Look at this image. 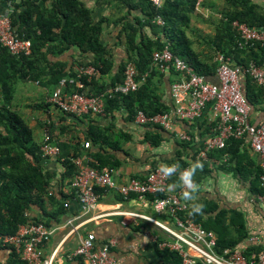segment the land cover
I'll return each instance as SVG.
<instances>
[{"label":"trees","instance_id":"1","mask_svg":"<svg viewBox=\"0 0 264 264\" xmlns=\"http://www.w3.org/2000/svg\"><path fill=\"white\" fill-rule=\"evenodd\" d=\"M107 1L108 4L113 3V7L118 11L127 9L124 15L114 21L116 25H122L120 34L124 35L126 40L127 55L118 64L112 57L110 46L105 45L101 39L104 24L109 22V18L103 17L95 21L92 9L83 0H0L8 6L12 5V25L18 36L32 42L29 54H14L0 42V248L10 247L3 243L2 238L15 234L22 224L44 222L52 226L48 220L34 219L28 215L34 205L45 209L46 202L54 204L56 206L54 212H46V215H51L55 219L66 209L65 203L61 202L56 194H49L53 189L51 186L53 177L44 166V160L47 158L42 150L45 134H49L50 141L61 148V155L57 159L64 168L63 180L68 179L71 182L78 173L79 167L75 160L84 156L83 153L90 148L85 147L86 142H90L91 146L92 141L101 147L98 151L89 153L91 157L89 164L92 167L114 171L123 163L114 153L102 150L105 145L115 151L123 148L121 140L114 138L105 129L91 124L86 136L79 137L78 141L72 137L71 141L65 142L60 136L55 135L56 126L47 121L43 124L45 127L43 140L37 141L35 129L28 119L18 112L21 105L17 104L16 100L19 92L22 95V86L38 83L46 88L56 89L61 78L77 77L76 67L68 70L64 62L55 60L57 56L74 48L92 53V61L79 60L76 64V66L89 64L98 69V74L92 76L90 80L87 77L82 78L86 86L84 90L91 95L102 93L122 83L127 64L134 62L138 70L137 80L141 83L139 89L128 94H114L106 100L105 107L107 113L126 110L127 120L130 121H136L140 111L151 116L169 111L174 106V102L171 105L163 99L156 84V80L163 82L166 75L178 76L173 66L161 72L154 63L155 53L164 48H169L174 55L183 58L198 73L209 79L217 72L216 56L219 53L232 57L234 64L242 65L245 69L252 63L256 65L264 63V43L240 47V34L232 25L238 20L252 27H264V4L257 0H224L223 7L218 9V14L215 15L217 19L207 17V20L214 23L213 30L207 34L195 26V19L200 17L199 9L204 2L202 0H163L161 7L154 5L151 0ZM134 10H139L141 16L131 18ZM159 16L163 18V24L155 21ZM107 76H110V79L104 82ZM20 83L23 84L18 86ZM242 86L243 93L251 105V112L264 111V87L259 85L249 72H245ZM68 90L83 91L76 85H69ZM39 99L38 102L25 106L31 110L42 109L44 112H48L51 106L56 107L45 98ZM59 111L62 115L79 117ZM261 121L255 124H260ZM199 123L201 137L206 134L208 136L198 147H192L195 143L198 144L199 138L195 134L194 137L191 136V141H180L184 149L189 147L194 150L193 160L201 162L202 170L209 172L207 159L216 156V153L220 160L228 156L224 166H232L235 163L231 169L241 178L251 179L252 190L255 194L263 195L264 187L260 181L261 166L245 170V166L239 164L242 159L243 161L245 158L250 159L247 149L243 151L245 147H242L244 144L242 139L247 136L229 139L225 148L212 150L208 153L207 159H203L199 157L203 142L213 134L217 122L206 117ZM142 125L152 130L146 133L145 140L152 146H160L164 141V132L168 131L159 125ZM65 130L67 131V127ZM129 137L127 135L128 139ZM66 149L69 152L66 153ZM173 162H178L182 166L188 165L187 161L181 159L180 154L177 160L170 163ZM202 178L201 175H196L193 179L198 184ZM170 185L174 186V189L180 186V180L176 175L171 176ZM96 189L99 193L104 190L100 187ZM62 195L66 197L64 193ZM149 198L153 199L150 195ZM193 203L204 205L202 213H192V208L187 213L206 229L216 232L218 236L216 250L219 253H224L225 249L237 248L248 237L246 220L242 212L219 209V206L211 201L205 203L198 200ZM185 215L179 214L181 217ZM163 242L166 241L159 239L157 248ZM263 252L264 246L250 245L246 247L244 255L249 260H257ZM161 255L166 264H183L179 253L169 247L162 248ZM14 256L16 264H29L17 254ZM195 264L204 263L197 260Z\"/></svg>","mask_w":264,"mask_h":264},{"label":"built area","instance_id":"2","mask_svg":"<svg viewBox=\"0 0 264 264\" xmlns=\"http://www.w3.org/2000/svg\"><path fill=\"white\" fill-rule=\"evenodd\" d=\"M154 5L161 7L163 0H151ZM13 7L9 4L5 12H0V42L14 54L31 53L32 42L30 39H22L13 29L11 14ZM155 21L163 24L162 17ZM233 28L240 34V47L252 46L256 43H264V27H252L238 20L233 22ZM218 68L216 77L218 82H213L205 75L198 73L183 58L174 55L169 48H164L155 53L154 63L158 65L161 72H165L169 66H173L178 78L172 82L171 94L174 106L169 111L148 116L143 111L137 115L136 122L140 124L159 125L166 131H175L176 121L192 122L201 118L209 108V118L215 120L216 126L204 142L199 157L207 159L212 150L223 149L231 138L240 139L244 136L250 137L252 150L260 156L262 173L261 185L264 187V119L260 124L250 121L251 105L243 93L242 80L245 72H249L264 87V63L262 65L251 64L248 69L242 65L234 64L232 57L219 53L216 56ZM77 77L66 76L60 79L54 90L50 101L62 112L82 116L86 114L104 115L106 100L114 94H128L137 91L140 82L137 80L138 70L134 62L126 66L125 78L122 83L110 87L106 91L91 95L84 90L85 82L82 79L98 74V69L89 64L76 66ZM69 85H76L83 91H69ZM178 136L185 141H191L192 137L187 132H179ZM49 134H45L42 150L47 158H58L61 148L58 144L50 141ZM90 147V142L85 143ZM91 157L84 155L76 158L79 171L71 180L77 198L82 206V215L68 219L66 225L71 226L70 232H75L80 227L98 217L96 210L100 199L97 187L106 190H117L124 198L137 195L141 198L153 197L151 205L156 212L173 218L175 227L169 222L158 220L154 217L138 212L128 214L137 222L138 219L148 220L158 227L164 229L172 237V241L160 244L162 248L169 247L182 257L183 264H195L197 260L204 264H264V252L256 260H249L244 255L243 248L225 249L224 253L216 250L218 236L214 230L206 229L200 222L196 221L190 213L191 205L183 198L182 186L177 189L170 185L172 175L179 179L180 171L189 166H182L178 162L167 164L172 166L178 164L179 168L171 176L164 175L160 171V164L153 168L143 178L130 177L120 182L114 171L98 169L89 164ZM264 200V194L262 195ZM68 206V202L65 203ZM185 213L183 217L179 214ZM86 218L75 224V220ZM57 227L47 225L44 222H31L20 225L18 231L13 235L2 238L4 244L13 248L14 252L29 264H54L58 249L49 257H45L44 248ZM114 241L98 244L93 232L87 233L80 238V243L75 254L80 257L83 264H118L112 254Z\"/></svg>","mask_w":264,"mask_h":264},{"label":"crops","instance_id":"3","mask_svg":"<svg viewBox=\"0 0 264 264\" xmlns=\"http://www.w3.org/2000/svg\"><path fill=\"white\" fill-rule=\"evenodd\" d=\"M83 1L92 9L95 21L101 20L103 17L109 18V22L104 24L101 39L105 45L110 46L112 57L115 63L118 64L127 55L126 40L125 36L120 34L122 25H116L114 21L124 15L127 9L124 8L118 11L113 7V3L108 4L107 0ZM202 1L204 2L199 9L201 17L208 16L211 10L218 14V9H221L224 5V0ZM257 1L264 4V0ZM7 6L6 3L0 2V12H5L8 8ZM131 14V18L141 16L139 10H134ZM55 60L64 62L67 65V69L70 70L76 67L79 60L92 61L93 55L90 52L85 53L78 48H74L59 57L57 56ZM177 78L176 74H171L163 77V82L156 80L163 99L171 105L174 102L172 101L171 85ZM109 79L110 76H107L104 82L109 81ZM210 80L218 82L216 74ZM22 87L24 99L33 94L39 98H45L47 102H50L52 93L55 90V87L46 88L38 83L27 84ZM28 103L30 102L25 100L22 105V111L30 125L40 136L42 135L40 141L43 140L45 134L43 124L47 123V121L56 126L55 135L60 136L62 141L65 142L71 141L72 137L75 138V141H78L80 140L79 137L86 136L91 124L107 130L114 138L120 139L123 146L121 150H112L107 145L102 149L104 152L114 153L123 162L120 167L114 170L115 176L120 182L132 176L145 177L156 166L160 164L167 165L177 160L179 154L183 161L188 162L187 166L195 163L193 160L194 150L189 147L184 149L180 145L182 139L178 136V133L187 132L192 137L195 134L199 138L198 144L195 143L192 147H198L199 143L208 136L206 134L201 137L202 131L199 128V121L206 117L209 119L211 114L208 108L200 119L196 122H190H194L193 124L176 121V130L173 132L168 131V133L164 132V141L160 146L155 147L145 140V135L147 132L152 131L151 128L136 121L127 120V112L124 109L116 110L113 113L105 112L104 115L87 114L75 117L67 114L62 115L59 109L54 106H51L48 112H44L42 109L31 110L25 106ZM251 113L250 121L252 120L251 123L253 124L260 122L264 118V111L254 110ZM66 127L67 131L65 130ZM127 135L130 136L129 139ZM242 140L244 141L242 147H245L243 151L247 149L250 159L245 158L244 161L242 159L239 164L244 165L245 170L258 168L260 166V156L252 150L250 137L247 136ZM82 143L83 140H81V145ZM100 148L97 143L91 141L90 148L85 152L83 151V154L90 156L89 153L91 151L95 152ZM65 152L67 153L69 150L66 149ZM215 155L206 160L209 172L197 169L195 176L201 175L203 178L198 183L199 191L193 194L197 197L196 201L200 200L205 203L211 201L216 203L219 209L242 212L246 220L248 237L243 240L238 248L245 250L250 245L264 246V200L262 199V194H255L252 190L251 179L245 180L231 169V167L235 166V163L232 166H224L228 156H224L220 160L217 153ZM44 166L53 177L51 184L53 189L49 194H56L61 202H68L64 213L57 219L51 217V215H46V212L53 213L56 209V206L50 202H46L45 209L34 205L28 214L34 219L48 220L52 226L57 227L56 232L44 248L45 257H49L58 249L54 264H83L80 257L75 254V251L79 246L80 238L86 236L89 232H93L96 235L98 244L109 241L115 242L112 246V254L118 264H166L161 255L162 247L159 245L157 248V242L159 239L172 241L173 239L169 233L148 220L138 219L135 222L134 218L128 214L129 212L147 214L155 219L167 221L172 227L176 228L173 218L156 212L149 198H141L137 195L124 198L115 189L106 190L102 188L104 190L100 192L96 210L98 217L75 232H70L71 226L66 225V222L68 219L82 215L81 203L71 182L62 178L64 168L60 160L57 158H46ZM62 193L65 194V198ZM192 202L194 201H189L190 205H192ZM155 214L158 216H155ZM85 218L86 216L77 219L74 223L77 224ZM11 248H0V264H16V257L14 256L16 253Z\"/></svg>","mask_w":264,"mask_h":264},{"label":"clouds","instance_id":"4","mask_svg":"<svg viewBox=\"0 0 264 264\" xmlns=\"http://www.w3.org/2000/svg\"><path fill=\"white\" fill-rule=\"evenodd\" d=\"M179 168L178 164H173L172 166L162 165L160 171L166 176H171L176 173ZM197 169H203V164L199 161L192 163L188 168L180 171L179 180L182 183V186L187 190L183 191L182 195L185 200L196 201L197 197L193 195L199 191V185L194 182V176L197 172ZM192 213H202L204 205L202 203H193L191 205Z\"/></svg>","mask_w":264,"mask_h":264},{"label":"rangeland","instance_id":"5","mask_svg":"<svg viewBox=\"0 0 264 264\" xmlns=\"http://www.w3.org/2000/svg\"><path fill=\"white\" fill-rule=\"evenodd\" d=\"M215 15H216V12L211 10V13H208V16H203V15H202L203 17L200 16L199 18L195 19V21H196L195 26H197L200 29V31L204 34L211 33V31L214 28V23L207 20V17L208 18L211 17V19L216 20L217 17ZM21 84H23V83H20L18 86H20ZM28 84L33 85V83H28ZM25 100H27L30 103H36L40 99H39V97H37L36 95H33V94L31 96L27 97L26 99H24L23 95H21V93L19 92L18 99L16 100V103L21 105L20 106L21 108H18V112L21 115L23 114V111H22L23 106L22 105L24 104ZM23 116H25V115L23 114ZM25 118H26V116H25ZM41 136L39 135V133L37 131H35V139L37 141L41 140ZM155 216H158V215L155 214Z\"/></svg>","mask_w":264,"mask_h":264}]
</instances>
